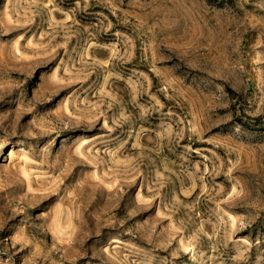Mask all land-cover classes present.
Instances as JSON below:
<instances>
[{
    "label": "rangeland",
    "instance_id": "374dc122",
    "mask_svg": "<svg viewBox=\"0 0 264 264\" xmlns=\"http://www.w3.org/2000/svg\"><path fill=\"white\" fill-rule=\"evenodd\" d=\"M0 264H264V0H0Z\"/></svg>",
    "mask_w": 264,
    "mask_h": 264
},
{
    "label": "bare ground",
    "instance_id": "6f19581e",
    "mask_svg": "<svg viewBox=\"0 0 264 264\" xmlns=\"http://www.w3.org/2000/svg\"><path fill=\"white\" fill-rule=\"evenodd\" d=\"M58 135H60V134H58ZM57 136V135H56Z\"/></svg>",
    "mask_w": 264,
    "mask_h": 264
}]
</instances>
